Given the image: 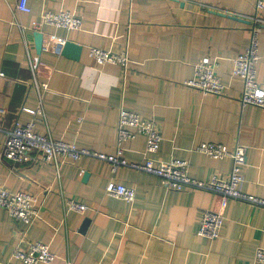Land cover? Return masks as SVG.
I'll list each match as a JSON object with an SVG mask.
<instances>
[{
    "label": "crops",
    "instance_id": "1",
    "mask_svg": "<svg viewBox=\"0 0 264 264\" xmlns=\"http://www.w3.org/2000/svg\"><path fill=\"white\" fill-rule=\"evenodd\" d=\"M16 1L0 0V186L36 195L40 218L26 225L0 207V264H23L12 253L32 241L48 244L56 264H255V250L264 248V208L229 200L219 237L209 239L196 231L202 211L217 207L213 193L167 190L155 175L124 166L112 172L108 163L87 157L62 164L59 177L34 157L13 168L1 158L6 131L31 121L24 108L39 104L28 50L37 79L48 85L41 98L44 116L35 120L38 133L113 153L122 106L157 123L162 139L149 156L187 159L188 174L197 179L231 167L228 158L196 151L198 143L245 145L242 189L264 197V109L240 104L242 81L231 75L232 59L249 42L251 25L244 20L256 13L255 0H28V13L15 10ZM61 9L80 16L81 27L34 29L44 10ZM258 14L264 19V10ZM35 31L43 33V42L54 34L81 45L79 58L37 54ZM258 43L256 80L264 85V28ZM92 46L126 49V69L97 65L88 54ZM204 56L215 61L224 95L185 84ZM144 146V137L137 136L125 144L123 157L140 162ZM81 169L88 172L85 180ZM111 178L135 189L133 202L105 192ZM66 198L89 209L66 211ZM85 218L89 223L81 232Z\"/></svg>",
    "mask_w": 264,
    "mask_h": 264
},
{
    "label": "built area",
    "instance_id": "2",
    "mask_svg": "<svg viewBox=\"0 0 264 264\" xmlns=\"http://www.w3.org/2000/svg\"><path fill=\"white\" fill-rule=\"evenodd\" d=\"M14 8L17 11L30 12L28 0H17ZM254 9L256 13L248 19L251 25L249 42L243 52L232 59L231 75L242 81L240 104L264 109V85L256 80V63L259 59L258 32L264 25V19L258 12L264 10V0H255ZM81 22V17L73 11L44 10L40 21L34 24V29L37 30L47 24L71 31L79 29ZM65 42L64 37L52 34L42 43V48L45 51L59 54ZM88 54L97 65L112 63L126 69L130 61L126 49L114 52L92 46L89 47ZM26 63L32 74V85L38 95L39 104L35 109L24 108L25 111L33 115L31 121L25 124L15 123L5 133L1 158L8 161L12 168L17 164H25L34 157L39 163L52 165L59 177V168L62 164L76 163L80 158L87 157L108 163L112 172L124 166L155 175L167 190L199 189L213 193L218 198L217 207L202 211L196 231L197 235L209 239L219 237L224 221V209L229 200L264 208V197L242 189L243 170L246 166L247 155V147L243 144H236L229 148L223 143L214 141L198 143L194 148L196 151L213 159L228 158L231 161V167L226 174H213L206 179H197L188 174L189 161L187 159L161 160L149 156L158 150L162 139L157 123L152 118L122 106L118 111L116 147L113 153L79 147L75 142L54 139L49 134L38 133L35 130V120L36 117L44 116L41 98L43 92L48 90V85L37 79L36 62L28 50L26 51ZM215 65V61H212L208 56L202 57L194 64V75L185 84L204 94L224 95L225 86L215 71ZM0 76H3V73H0ZM137 136H143L145 139L143 158L140 162L130 161L123 157V152L126 149L125 144ZM82 173L83 169L79 171V175ZM105 192L129 203L135 199L133 187L117 182L113 178L107 181ZM0 207L4 208L14 219L26 225H30L34 220L40 218L38 198L27 191L11 192L0 186ZM63 207L66 211L71 210L79 213H84L89 209L88 205L73 198L64 199ZM12 257L23 264H56V256L50 250L49 245L40 241L30 242L26 250L16 248ZM253 258L255 264H264V248H257ZM5 264L12 263L6 262Z\"/></svg>",
    "mask_w": 264,
    "mask_h": 264
},
{
    "label": "water",
    "instance_id": "3",
    "mask_svg": "<svg viewBox=\"0 0 264 264\" xmlns=\"http://www.w3.org/2000/svg\"><path fill=\"white\" fill-rule=\"evenodd\" d=\"M212 12H215L216 14H219V15H223V16H228V17H231V18H236L235 16L233 15H229V14H226V13H223V12H220V11H212ZM245 22L249 23V21L247 20H244ZM262 28H264V25H262ZM34 35V44H35V51L37 54H40L41 51L43 50L42 48V43H43V33L40 32V31H35L33 33ZM62 55H65L69 58H72V59H78L79 56H80V53H81V45L73 42V41H70V40H66L65 44L62 46L61 48V52H60ZM88 177V172H84L83 173V180H85L86 178ZM89 223V219L88 218H85L83 220V223L80 227V231L81 232H84V230L86 229L87 227V224Z\"/></svg>",
    "mask_w": 264,
    "mask_h": 264
}]
</instances>
